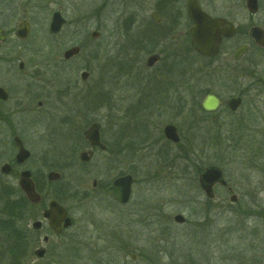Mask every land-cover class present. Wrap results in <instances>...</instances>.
Instances as JSON below:
<instances>
[{"label": "rangeland", "instance_id": "374dc122", "mask_svg": "<svg viewBox=\"0 0 264 264\" xmlns=\"http://www.w3.org/2000/svg\"><path fill=\"white\" fill-rule=\"evenodd\" d=\"M6 1L16 7L14 1ZM156 1L37 0L39 12L29 14L32 30L23 45L40 49L45 62L42 79L30 89L39 90L43 82L44 104L26 114L31 155L25 165L43 177L48 171L61 174L55 182L42 183L43 193L62 200L75 219L71 229L46 245L49 259L54 264H264V87L257 86L264 78V50L252 47V55L238 63L188 52L184 92L181 88L169 93L167 112L153 116L149 129L151 138L159 139L166 122L178 126L188 159L182 160L180 150L168 146L165 139L137 153H124L123 172L137 176L127 206L108 205L103 196L92 193L94 178L110 176L100 152L85 166L69 164L72 154L78 158L80 149H73V138L84 120H102L105 95L124 115L121 124L128 134L124 143L132 142L127 111L139 96L153 95L150 80L159 79L158 69L145 65L147 55L134 43L138 21L148 18ZM200 1L217 12L232 9L239 24L248 22L245 0ZM53 10H59L66 21L57 34L47 30ZM253 20L264 24L260 14ZM92 30L99 32L98 37H90ZM71 46H79L80 52L65 60L62 54ZM198 68L209 71V76L202 78ZM83 71L86 79L80 76ZM176 77L173 74L171 79ZM198 88L219 91L222 97L242 94L243 103L236 114L227 113L222 105L206 116L196 108L203 98L196 95ZM176 112L181 115L174 116ZM6 158L0 157V163ZM208 165L221 168L236 202L221 188L214 201H207L199 191L198 171ZM73 190H85L91 197L82 199L80 194L70 200ZM19 195L16 179L1 178L0 217H4L2 204L18 200ZM39 210L24 208L18 226L23 228L26 220L30 229ZM176 214L192 224H177ZM200 223L207 229L198 231ZM35 261L26 255L21 259L26 264ZM7 262L6 252L0 250V264Z\"/></svg>", "mask_w": 264, "mask_h": 264}, {"label": "flooded vegetation", "instance_id": "af4514ba", "mask_svg": "<svg viewBox=\"0 0 264 264\" xmlns=\"http://www.w3.org/2000/svg\"><path fill=\"white\" fill-rule=\"evenodd\" d=\"M10 1L15 2L16 7L14 9L9 5V3L7 4L6 0H0V150L3 149L2 152H0V157H7L0 163V180L1 178L5 177L16 179L18 189L21 195H23V197L26 199L24 193L19 188L18 179L22 171H30L31 179L34 182L35 189L40 195V200L37 203H29L34 207L40 208L38 211V217L31 221L33 222L35 220H39L41 222L39 228L34 229L32 225H30V229L34 232V236H37L35 242L37 245L35 249L43 248L45 250L42 258H38L35 255V249L32 251V256L36 259V261L42 259L47 261L49 264H54L53 260L49 259L50 252L47 250L46 245L50 244L53 237H60L64 232L71 229L74 226L75 219L69 209H67L61 203L63 202L62 200L55 196V198H52L53 196L46 198L44 195L42 183L46 184L47 182H51L46 178L47 173L45 174V177H43L42 173H34V171H31L25 165L31 155L26 141V114L33 113L34 109L39 110L44 104L43 101L40 100L41 95L43 96L44 92L43 82H41L39 90L36 88L33 92L30 88L32 85H35L34 83L39 84L37 81L42 79V68L45 65V62L44 59H41V56L39 57L40 49H29L23 45L29 39L32 30V22L30 20L31 18L29 14H37L39 12V6L36 4L37 0ZM197 1L200 8L212 18H221L225 20V23L220 25V28L224 27L228 29L231 27V25H233L232 27L234 29V33L231 36H221L217 55L214 57H204L196 53L191 48L189 29L193 26V21L187 15V0L156 1L150 8L151 12L149 13L148 18L138 21L136 26L137 39L135 42L132 41L139 50L142 49V51L146 53V60L149 56L156 55V60L151 66H147L146 60L145 65L148 68H157L160 72L158 80L156 78L150 80V83L152 84L150 85L151 91L153 90L154 94L139 96L134 103V108L127 111V116L129 117L128 119H131L128 121V123H130L129 130H132L134 134V136H132V142L128 141L124 143V137L128 135L125 133L123 125L121 124V119L124 115L123 113H120L121 110L119 111L117 104L112 102L108 95H105V100L102 103V106L105 108L103 111L102 120H84V126L79 127L81 130H78L75 137L73 138V140L76 141V146H73V149L75 152L80 149V152L77 159L75 154H72L73 157L69 162L71 166H85V164L89 163L97 153L100 152L103 155V161H105V164L107 165L106 169L108 170V174L110 176L106 180L94 178L91 188L94 196H103V200L106 201L108 205L112 204L118 208H122L127 206L131 200L133 186L135 184V177L137 176L132 172L124 173L122 170L123 154L128 150H133L134 153H137L140 150L145 149L147 145H153L156 144V142H159L158 140L165 139L168 146H175L180 150V156L182 157V160L186 157L184 149L181 146L183 145V137L178 132V126L172 122H166L162 127L159 139H152L149 129L153 124L151 121L153 116H160L161 114L167 112V106L170 105L169 93L173 90L178 92V89L181 88L184 92L186 85L187 55L189 50L202 59L216 60L221 56L224 58V60H226L225 58H229L232 63H238L242 61L244 57L248 58V55L252 53V47L257 48L258 50H264V46L257 44L250 34L252 27H259L264 30V24H259L253 20L255 16L260 14V19L264 23V0H255L256 8L254 11L247 9L245 6L246 0L244 1L245 10L249 17L246 24H239L235 20V16L232 14V9L217 12L211 10L208 6L203 5L200 0ZM55 12L61 15L59 10H53L51 12L47 27V30L50 34L58 33H51L49 31V26ZM242 46H246V50L242 52L237 59H234V53ZM155 73L156 72H154V74ZM173 74L177 76L174 78V80L171 79ZM217 80L225 83V79L217 78ZM258 82V84L256 83L258 87H264V78L260 79ZM156 89L158 94L155 93ZM209 93L214 94L219 99V105L214 111H206L201 105L203 98ZM220 93L221 92L216 90L206 89L200 102L202 110L208 114H214L218 112L220 106L223 105L224 110L227 111V113L231 115L236 114L243 103V95L237 93L222 97ZM177 97L178 99H181L178 94ZM234 97H240L241 104L236 110H231L226 102L230 98ZM180 115L181 113H174V116ZM69 117V119H71L72 114H70ZM71 123L73 124L72 119ZM94 123L98 124V144H91L89 139H87L85 136V131L90 127V125ZM166 125H173L175 127L178 141L174 142L165 137L163 129ZM78 138H81L80 148L77 146ZM17 142H20L21 145L27 151H29L28 158L21 163H18L15 159L16 153L18 151ZM11 151L13 153H11ZM83 152L87 154V160L82 158L81 154ZM3 164L10 165L11 168L8 174L2 172L1 167ZM126 173L131 174L133 178L131 184V193L126 203H119L111 196L106 194L104 189L107 188L116 178ZM198 174V188L199 191L205 196L207 201H214V198L217 197L218 189L221 188L224 189L227 194H229L230 201L236 202L237 196L234 194L233 188L228 184L226 179V184L224 185L218 182L215 183L212 187V195L207 196L199 186ZM80 194L82 199L91 197V193L85 190L82 192L73 190V193L69 195V198L70 200H76L79 198ZM232 197L234 198L233 200H231ZM50 200H55L57 203L63 206L67 210V214L72 221L70 227L62 228L59 233H55L49 227L47 220L42 215ZM26 201L28 202L27 199ZM23 211L24 209L21 212L20 218H16L17 221L24 219V215L22 214ZM174 216L173 220L175 221ZM176 223L180 225L192 224L189 223L188 219L184 216L181 222ZM202 224L200 223L199 228L197 229L198 231L202 232L203 230L207 229V226L203 229V227H201ZM21 225L27 230L28 225L26 220L24 221V224ZM194 234H196V232H194ZM132 257L135 258V254H131V259L134 260Z\"/></svg>", "mask_w": 264, "mask_h": 264}, {"label": "water", "instance_id": "95a60500", "mask_svg": "<svg viewBox=\"0 0 264 264\" xmlns=\"http://www.w3.org/2000/svg\"><path fill=\"white\" fill-rule=\"evenodd\" d=\"M187 15L193 21V26L189 29L190 35V46L198 54L204 57H214L218 53L219 43L221 36H231L234 33L233 25L230 28L226 29L224 27L220 28V25L225 23L224 19L221 18H212L206 12H204L197 0H187ZM245 6L247 9L254 11L256 8L255 0H246ZM154 16V14H153ZM155 17V16H154ZM65 20L62 16L55 12L53 14L49 31L51 33H57L61 29ZM251 37L257 42V44L264 46V30L259 27H252L250 31ZM99 32L92 30L90 33L91 38L98 37ZM246 50V46H242L236 50L233 55L234 59H237L242 52ZM79 46H71L66 49L62 56L65 60L70 59L71 57L79 54ZM156 60V55H151L147 58V66H151ZM87 72H81V78L86 79ZM227 105L231 110H236L241 104L240 97H234L227 100ZM202 108L206 111H214L219 105V99L214 94H207L202 100ZM98 124L94 123L85 131V136L91 144H98ZM163 133L166 138L176 142L178 141V136L176 134V129L173 125H166L163 129ZM18 151L16 153L15 159L18 163L23 162L29 156V151H27L20 142H17ZM82 158L87 160V154L83 152ZM9 164H3L1 170L3 173L8 174L10 171ZM61 177V174L57 171H48L46 178L48 181H56ZM133 178L131 174L126 173L118 178H116L107 188L104 189V192L111 196L114 200L119 203H126L130 197L131 193V184ZM220 183L222 185L226 184V180L223 174V171L220 167L216 165H208L199 171L198 174V183L201 190L207 195H212V187L215 183ZM19 188L24 193L26 199L30 203H37L40 200V195L35 189L33 180L31 179V173L29 170H24L20 173L18 179ZM234 198L232 197L231 200ZM43 217L47 220L49 227L55 232L59 233L62 228H68L71 226V218L67 214V210L57 203L55 200H50L48 206L43 212ZM176 222H181L183 216L177 214L174 216ZM32 227L37 229L40 227L41 222L35 220L32 222ZM45 253L43 248H37L35 250V255L38 258H42ZM134 258V257H132ZM32 264H49L47 261L39 259L38 261Z\"/></svg>", "mask_w": 264, "mask_h": 264}, {"label": "trees", "instance_id": "16d2710c", "mask_svg": "<svg viewBox=\"0 0 264 264\" xmlns=\"http://www.w3.org/2000/svg\"><path fill=\"white\" fill-rule=\"evenodd\" d=\"M189 52L192 51L189 50ZM198 70L200 74H202V78L209 76L207 75L209 71L207 72L206 69L198 68ZM204 91V89L198 88L196 89V95L204 94ZM196 108L197 111L201 114H205L206 116L209 115L202 110L199 103H197ZM184 152L186 155L185 158L188 159V152L186 150H184ZM4 188H6V186H4ZM19 196L20 197L18 198V200L4 202L1 209L4 217H0V232H2L3 234V237L0 238L2 239V241L0 242V250H4L6 252L8 256L7 264H26L22 263L21 259L26 255L28 257V260H30V258L32 257V248L34 247V244L36 242V236H32L33 234H31V229L27 228L26 230L24 227L20 228L18 226V221H16V218H20L21 212L24 208L32 206L26 201L23 195Z\"/></svg>", "mask_w": 264, "mask_h": 264}]
</instances>
